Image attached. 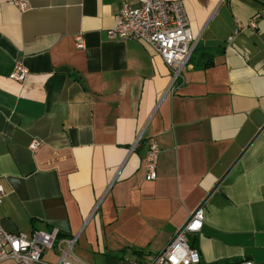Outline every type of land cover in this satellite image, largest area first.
<instances>
[{
	"label": "crops",
	"instance_id": "crops-1",
	"mask_svg": "<svg viewBox=\"0 0 264 264\" xmlns=\"http://www.w3.org/2000/svg\"><path fill=\"white\" fill-rule=\"evenodd\" d=\"M14 1L0 0L4 228H58L79 264H133L203 205L199 264H264V0H184L197 57L173 84L154 48L108 34L136 0ZM207 53L214 64L200 67ZM18 60L23 82L9 76Z\"/></svg>",
	"mask_w": 264,
	"mask_h": 264
},
{
	"label": "built area",
	"instance_id": "built-area-1",
	"mask_svg": "<svg viewBox=\"0 0 264 264\" xmlns=\"http://www.w3.org/2000/svg\"><path fill=\"white\" fill-rule=\"evenodd\" d=\"M14 3L25 11L28 0H15ZM116 24L108 29L112 38L136 39L154 48L169 66L172 74V84L178 79L184 80V70L190 64L197 48L190 19L184 0H136L135 3L121 2L115 15ZM249 26L256 27L257 19L249 20ZM247 24L237 22L236 32L245 29ZM77 46L84 48L82 34L77 36ZM29 70L22 61H16L10 78L23 82ZM264 134V124L261 128ZM143 132L139 140L142 138ZM43 141L33 138L29 148L36 152ZM161 153L159 143L152 139L148 145L145 168L146 179L155 180L158 173V161ZM264 163V161H263ZM7 192L0 184V204ZM204 207H197L177 230L172 240L158 254L141 261L139 258L133 264H199L201 254L197 247L191 244V238L203 229ZM73 240L59 238L58 228L50 231L37 230L32 237L24 233H12L4 228L0 221V262L13 260L14 264H79L72 257ZM47 250H59L56 262L45 261ZM56 251L54 255L56 256ZM233 264H255L250 259H244Z\"/></svg>",
	"mask_w": 264,
	"mask_h": 264
},
{
	"label": "trees",
	"instance_id": "trees-1",
	"mask_svg": "<svg viewBox=\"0 0 264 264\" xmlns=\"http://www.w3.org/2000/svg\"><path fill=\"white\" fill-rule=\"evenodd\" d=\"M194 57H197V48L195 49V52H194V55L192 56V61H195ZM214 64V61H213V56L211 53H207L206 54V57H205V60L203 63H201L200 67H203V68H207V67H210ZM59 238H65V236L63 235V233H59Z\"/></svg>",
	"mask_w": 264,
	"mask_h": 264
},
{
	"label": "rangeland",
	"instance_id": "rangeland-1",
	"mask_svg": "<svg viewBox=\"0 0 264 264\" xmlns=\"http://www.w3.org/2000/svg\"><path fill=\"white\" fill-rule=\"evenodd\" d=\"M56 251V256L54 255V252ZM60 254V252H59V250H50V251H48L47 250V254L45 255V259H47L48 261L50 260H53L52 262H56V260H57V255H59ZM46 260V261H47Z\"/></svg>",
	"mask_w": 264,
	"mask_h": 264
},
{
	"label": "water",
	"instance_id": "water-1",
	"mask_svg": "<svg viewBox=\"0 0 264 264\" xmlns=\"http://www.w3.org/2000/svg\"><path fill=\"white\" fill-rule=\"evenodd\" d=\"M191 244L194 246L195 245V240H192Z\"/></svg>",
	"mask_w": 264,
	"mask_h": 264
}]
</instances>
